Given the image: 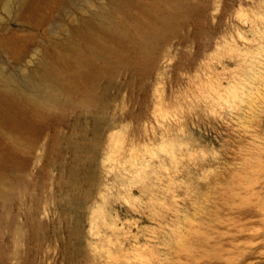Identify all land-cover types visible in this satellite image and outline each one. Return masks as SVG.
<instances>
[{"label":"rangeland","instance_id":"1","mask_svg":"<svg viewBox=\"0 0 264 264\" xmlns=\"http://www.w3.org/2000/svg\"><path fill=\"white\" fill-rule=\"evenodd\" d=\"M47 65L55 107L0 122V264H264V0H0V76Z\"/></svg>","mask_w":264,"mask_h":264},{"label":"bare ground","instance_id":"2","mask_svg":"<svg viewBox=\"0 0 264 264\" xmlns=\"http://www.w3.org/2000/svg\"><path fill=\"white\" fill-rule=\"evenodd\" d=\"M30 1L12 0L21 6ZM131 3L132 0H121V7ZM105 34L108 35L107 32ZM104 36V34H99L97 39L90 41L91 57H75L73 59L61 57L59 59L62 65L71 63L74 66L69 76L78 75L81 66L87 65L93 58L103 55ZM63 73L64 71L60 66L47 65L41 70L37 78H34L31 73L19 77L2 74L0 76V107L7 112L0 115V122L12 127L27 129V126L34 123L37 117L45 115L57 104L56 90L59 88ZM27 115L31 117H27ZM13 139L15 140L12 145L13 149L24 147V144L18 141L17 137Z\"/></svg>","mask_w":264,"mask_h":264}]
</instances>
